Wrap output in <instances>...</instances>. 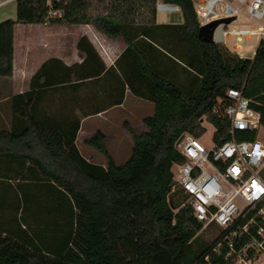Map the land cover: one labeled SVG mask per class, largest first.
Listing matches in <instances>:
<instances>
[{
  "label": "trees",
  "instance_id": "trees-1",
  "mask_svg": "<svg viewBox=\"0 0 264 264\" xmlns=\"http://www.w3.org/2000/svg\"><path fill=\"white\" fill-rule=\"evenodd\" d=\"M163 1L178 5L181 23H156V0H15L16 18L0 22V76L12 73L15 23L76 20L125 43L115 61L118 101L127 87L154 105L143 118L147 131L128 128L133 146L124 163L114 162L100 133L87 143L106 165L89 161L75 144L78 118L64 128L33 114L35 87L73 81V67L59 58L42 62L31 90L11 99L12 130L20 131L8 135L0 129L1 188L21 194L12 208L21 210L16 225L0 227V264H230L212 250L220 229L209 226L216 232L205 240L191 207L178 208L171 165L183 158L174 143L184 132L199 136L202 118L220 125L212 107L228 88L251 98L264 122V40L252 58H240L198 36L193 0ZM50 9L61 15L48 16ZM78 50V78L99 76L104 64L85 36Z\"/></svg>",
  "mask_w": 264,
  "mask_h": 264
},
{
  "label": "built area",
  "instance_id": "built-area-1",
  "mask_svg": "<svg viewBox=\"0 0 264 264\" xmlns=\"http://www.w3.org/2000/svg\"><path fill=\"white\" fill-rule=\"evenodd\" d=\"M193 7L199 26L233 18L219 23L222 45L229 49L232 40L229 50L240 58H246L240 51L243 39L264 40V0H193ZM155 8L179 9L163 0H156ZM60 15L61 10L48 12ZM239 16L249 27L230 29ZM252 104L241 90L228 88L212 107L220 125L202 118L199 136L184 132L174 143L183 158L171 165V192H178L181 199L178 208L189 205L201 229H220L212 250L230 264H264V122Z\"/></svg>",
  "mask_w": 264,
  "mask_h": 264
},
{
  "label": "crops",
  "instance_id": "crops-1",
  "mask_svg": "<svg viewBox=\"0 0 264 264\" xmlns=\"http://www.w3.org/2000/svg\"><path fill=\"white\" fill-rule=\"evenodd\" d=\"M5 1L7 0H1L0 4ZM176 11L180 12V9ZM156 23L175 24V22H160L157 20V15ZM17 27H29L32 30H62L63 32L55 43H49L48 39L44 42L41 38V41L38 40L35 44L34 33L19 36L15 30ZM13 31L12 73L10 76H0V129L6 134L20 131L18 127L12 130V97L31 90V77L42 62L51 57L59 58L65 65L73 67V81L35 87L31 92L33 114L36 120H45L64 128L78 118L79 129L75 144L87 160L106 165L105 156L87 143V140L97 133L103 135L104 145L115 160L119 152H125V147L132 148L133 140L128 128L137 134L148 130L143 118L150 114L137 112H140L141 105L145 108L151 105L153 113L152 102L134 96L127 87L124 89L121 102L118 101L120 80L115 61L126 46L121 39L111 38L92 24L78 23L76 20L72 24L15 23ZM82 36H85L92 44L104 64L102 73L97 77L79 79L77 76V69L83 61V54L78 50V40ZM81 71L85 72L84 68H81ZM9 181L14 185L17 179H9ZM33 193L31 190H26V194ZM17 196H21L19 191L1 188L0 184L1 228L16 225L21 214V210H12ZM27 217L29 224L32 225V218Z\"/></svg>",
  "mask_w": 264,
  "mask_h": 264
},
{
  "label": "rangeland",
  "instance_id": "rangeland-1",
  "mask_svg": "<svg viewBox=\"0 0 264 264\" xmlns=\"http://www.w3.org/2000/svg\"><path fill=\"white\" fill-rule=\"evenodd\" d=\"M156 15H157V20L160 22L181 23L183 21L181 12H179V11L157 10ZM9 18H11V19L16 18L15 0H12V1L7 0V1L3 2L2 4H0V22L4 21L6 19H9ZM241 22H245L244 16H239L234 22L229 24L228 27L230 29H237L240 27H249L248 24H241ZM15 30L17 32V35H19V36L22 34L27 35L30 32L34 33L35 44H37L38 40L41 41V38L44 39V42H45V39H48L49 43H53V42L55 43V42H57L56 39H58L62 35V32H63L62 30H58V31H50V30H42V29L41 30L40 29L32 30L29 27H25V28L17 27ZM232 42L233 41L230 40L228 43V48L230 50H233V49H231ZM240 44H241L240 51H242L244 53V56L246 58H252L253 55H252L251 51H252V49L256 48L257 45L259 44V38L257 36H251L247 40L243 39L240 42ZM12 49H13V46H12ZM139 111L140 112H137L138 114H143V113L151 114L152 113V107L150 105V106L145 108L144 105H141ZM132 146H133V143H132ZM131 153H132V148L125 147V152H119L115 156L116 157L115 160L114 159L113 160L116 164L124 163L129 158ZM115 198H117V197H115ZM215 228L217 229V227H215ZM215 232H216V230L213 227L203 228L200 230L198 235H199V237H201L205 240H212L214 238ZM174 254L177 255L178 251H174Z\"/></svg>",
  "mask_w": 264,
  "mask_h": 264
},
{
  "label": "water",
  "instance_id": "water-1",
  "mask_svg": "<svg viewBox=\"0 0 264 264\" xmlns=\"http://www.w3.org/2000/svg\"><path fill=\"white\" fill-rule=\"evenodd\" d=\"M232 19L233 18H224L201 25L198 28V36L204 41L222 44V25H219V23H229Z\"/></svg>",
  "mask_w": 264,
  "mask_h": 264
}]
</instances>
